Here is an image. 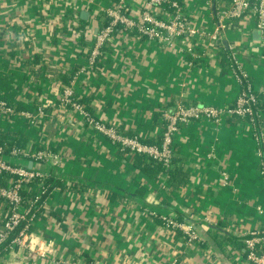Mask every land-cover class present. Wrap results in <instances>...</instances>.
I'll list each match as a JSON object with an SVG mask.
<instances>
[{"label":"crops","instance_id":"obj_1","mask_svg":"<svg viewBox=\"0 0 264 264\" xmlns=\"http://www.w3.org/2000/svg\"><path fill=\"white\" fill-rule=\"evenodd\" d=\"M120 1L136 17L145 0H0V99L33 116L0 130L22 135L26 151L57 157L50 165L21 162L58 183L36 205L32 230L53 242L60 261L250 264L243 241L250 232L264 234L262 109L252 119L180 125L173 157L185 183L173 186L163 173H141L134 156L87 125L61 95L70 88L96 121L159 143L163 114L179 104L227 108L247 87L264 101V37L245 17L227 24L218 44L193 42L189 54L179 38L152 42L117 28L89 67L103 14ZM204 2L183 0L184 18L212 33L215 8ZM6 213L0 201V230ZM160 217L192 226L200 241L189 244ZM0 264L48 262L4 251Z\"/></svg>","mask_w":264,"mask_h":264},{"label":"built area","instance_id":"obj_2","mask_svg":"<svg viewBox=\"0 0 264 264\" xmlns=\"http://www.w3.org/2000/svg\"><path fill=\"white\" fill-rule=\"evenodd\" d=\"M204 4L215 8L216 22L212 33L185 21L187 11L183 7V0H145L140 5L136 17L129 15V10L122 1L118 2L103 14L104 19L107 18L109 21L107 25L103 22L94 35L87 58L88 66H94L101 50L117 28L124 31L136 30L152 42H170L172 39L179 38L183 45L182 51L189 54L194 52L193 42L200 45L207 40L213 45L218 44L219 34L226 29L227 24L245 17L254 19L256 28L264 37V0H256V2L225 0L221 3L218 0H205ZM262 45H264V39ZM61 100L64 105H69L78 111L87 125L107 138L121 152L131 156H145L162 163L165 167H169L173 156V140L180 125L200 120L219 123L225 116L252 119L260 111L258 100L249 87L242 89L233 106L227 108L179 104L173 113H164L162 116L164 129L160 143L147 144L137 137L120 134L113 127L96 121L76 102L70 88L62 92ZM37 113L41 115L42 111L39 109ZM32 117L29 112L19 110L8 101L0 99V129ZM25 159L49 165L57 162V157L47 151L29 152L19 148L8 149L0 144V201L7 206V213L0 230V247L6 244L5 252L26 253L34 256L38 261H47L48 264H88L78 260H57L53 242L30 230L35 217L33 208L47 196L44 195L46 190L37 189L36 196L26 206H23L21 191L26 185L34 181H42L46 176L23 166L21 162ZM150 211L149 214L155 215L153 211ZM160 219L170 230L182 232L189 244L200 241L198 233L192 226L167 217H160ZM14 232H16L15 235ZM243 243L247 251V261L250 264H264V251H261L264 245V234L257 231L250 232Z\"/></svg>","mask_w":264,"mask_h":264},{"label":"trees","instance_id":"obj_3","mask_svg":"<svg viewBox=\"0 0 264 264\" xmlns=\"http://www.w3.org/2000/svg\"><path fill=\"white\" fill-rule=\"evenodd\" d=\"M252 2H256V0H252ZM108 21L109 20L107 18H105L104 24L107 25ZM94 66H96V63L94 64ZM256 96H257V100L259 103L258 108L262 109V111L264 112V101L262 99V96L261 95H256ZM78 103L80 105L82 104L81 102H78ZM26 143H27V140H25V138L22 135H19V134L9 135V134L4 133L0 130V144H3L8 149H10V148L24 149ZM159 143L156 142L154 144H159ZM147 144H153V142L151 141V142H148ZM133 162H134L135 168H137L141 173H143L147 176H154V175H157L159 173H163L168 177L169 183H171L173 186H177L179 183L181 185L185 183V175L182 172V170L180 169V167H178L176 165L177 161L174 160L173 156L170 160L169 167H165L162 163L156 162V161H154L150 158H147L145 156H142V155L134 156ZM38 172H40V171H38ZM55 185L58 186V183L55 184V180L52 177H50V178L47 177L42 181H34V182L26 185L23 188V190L21 191L23 206H26L29 201H32L34 199V197L36 196L37 189H39V188L45 189L46 194H44V195H48L49 192L51 191V189H53V187H55ZM43 197L41 198V200L43 199ZM35 211H36V206H34V208H33V213ZM30 230H32V227H30ZM177 233L179 235H182L186 240V237L182 232L178 231ZM15 234H16V232H14V235ZM233 243L235 244L236 242L234 241ZM5 245L0 247V257L2 255H4ZM261 251H264V245L262 246Z\"/></svg>","mask_w":264,"mask_h":264}]
</instances>
